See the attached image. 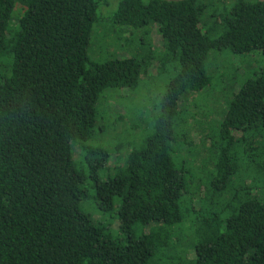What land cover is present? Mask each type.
<instances>
[{"label":"trees","instance_id":"trees-1","mask_svg":"<svg viewBox=\"0 0 264 264\" xmlns=\"http://www.w3.org/2000/svg\"><path fill=\"white\" fill-rule=\"evenodd\" d=\"M102 2L0 0V264H149L182 224L188 264H264V73L220 100L212 160L184 151L193 141L181 108L210 86L212 51L264 56V0H121L114 23L141 40L128 57L96 63L88 50ZM154 29L160 52L145 38ZM152 64L174 73L152 134L126 156L123 141L95 148L94 133L109 129L102 96L138 85ZM176 151L197 152L195 171L177 167ZM87 181L100 218L119 204L111 225L81 210Z\"/></svg>","mask_w":264,"mask_h":264},{"label":"rangeland","instance_id":"rangeland-1","mask_svg":"<svg viewBox=\"0 0 264 264\" xmlns=\"http://www.w3.org/2000/svg\"><path fill=\"white\" fill-rule=\"evenodd\" d=\"M120 1L103 0L98 10V21L94 25L88 50L91 59L96 63L106 62L115 57H128L131 54L126 52L125 47H133L141 40L142 31L136 32L115 25L113 16ZM212 21L213 19H210L209 15L206 14L204 17V22H207L206 29L213 25ZM145 38L158 51L162 50L163 42L157 29L148 32ZM206 67L209 76L212 78L210 86L204 90L206 92H200L196 98L195 95H188L181 101V108L185 111L184 114L189 116V122L186 126L187 139L193 141L190 150L188 148L183 149L184 151H198L201 157L212 160L213 155L210 146L216 138L214 135H210L209 121L211 120V126L212 123L218 125L223 119V115L220 113L225 107L223 101L220 100L223 97H230L249 78L264 73V56L260 52L235 55L231 50L212 51L206 61ZM173 77L174 73L171 66L162 71L158 66L152 64L149 66L148 71L141 76L138 85L124 89L122 92L116 91L115 95L113 92L107 91L100 99L98 107L100 123L105 121L109 129L106 133L96 131L91 144L95 148L109 152L110 148H116L119 146L120 141H123L125 144L122 150L123 156L128 155L134 148H140L144 140L153 132L154 113L159 108L162 97ZM194 99L197 104L196 109H194ZM184 114H182V117H184ZM179 131V136H182L183 130ZM80 154V149L74 146V157L80 162L77 163V167L83 171L86 166V158H83V154ZM196 154L197 152L186 155L184 153V156H182L176 151L173 158L177 163V167L184 166L192 173L197 168L196 165L199 161L195 157ZM115 164L116 155L112 153L107 167H114ZM259 179H262L261 174H255L249 182L256 184ZM90 183L92 181H87L85 188L92 197L95 190H90ZM91 197L83 200L81 210L92 216L95 222L107 226L111 225L115 220V212L119 204L115 205L114 210L103 212L105 215L100 218L98 213V210H100L99 202ZM215 211L222 212L220 209H215ZM224 216L226 214H223ZM117 226L116 224L115 228ZM181 226L177 228L180 230ZM179 230L176 232V238L179 241L168 248L160 250L149 264H188L187 253L191 244L190 232L184 229ZM192 240L194 241V238ZM190 256H193L192 251H190Z\"/></svg>","mask_w":264,"mask_h":264}]
</instances>
